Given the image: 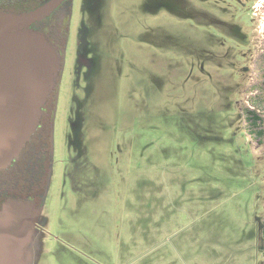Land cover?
Listing matches in <instances>:
<instances>
[{"label":"rangeland","instance_id":"374dc122","mask_svg":"<svg viewBox=\"0 0 264 264\" xmlns=\"http://www.w3.org/2000/svg\"><path fill=\"white\" fill-rule=\"evenodd\" d=\"M71 7L34 264H264V198L252 183L264 119L245 120L251 151L239 134L246 32L217 26L213 0ZM58 13L63 29L68 11ZM146 145L153 160L180 163L165 199L157 166L137 164ZM241 153L254 176L234 161Z\"/></svg>","mask_w":264,"mask_h":264},{"label":"water","instance_id":"95a60500","mask_svg":"<svg viewBox=\"0 0 264 264\" xmlns=\"http://www.w3.org/2000/svg\"><path fill=\"white\" fill-rule=\"evenodd\" d=\"M66 0H46L21 12L0 10V170L18 157L36 131L43 104L62 64L46 34L30 25ZM43 204L8 198L0 209V264H32L28 257Z\"/></svg>","mask_w":264,"mask_h":264},{"label":"flooded vegetation","instance_id":"af4514ba","mask_svg":"<svg viewBox=\"0 0 264 264\" xmlns=\"http://www.w3.org/2000/svg\"><path fill=\"white\" fill-rule=\"evenodd\" d=\"M66 1V5L64 7H66L67 9V7L69 6L72 10V0ZM220 7L223 8L227 13L228 20L227 18L222 19L219 16L218 11ZM58 11L54 14L52 13L50 17H48L50 21L49 23H51V25L56 24L58 23V21H60V13H58ZM70 15L71 11L70 14H67L65 16V24H63L64 28L61 29V35H66V42ZM213 18L217 26L220 25V23H224L225 25H233L239 28L241 31L246 32V36L244 37H246L247 57L243 66L245 81L238 98V106L239 119L243 125L239 134L244 136L245 146L250 149L251 138L249 134H251L250 130L252 129H249V127L246 125L245 120L249 118L253 126H258L259 123L264 119V71L262 72V78H260L261 75L259 73H255V71L257 70H264V0H213ZM48 19L46 18L35 23L33 29L42 31L46 34L48 40L56 48L62 64L66 42L64 47V43L61 41L59 33L56 32L53 27L50 28L48 26L49 23H46ZM221 20L224 22H221ZM217 34L225 36L223 33L218 32ZM86 50L85 54H81V64L92 67L94 64V60L86 56ZM59 80L60 72L56 77L55 87L49 93L46 102L42 106L43 114L40 120V124L38 125L36 131L32 134L31 139L23 147L18 157H16L9 166L0 170V209L4 201L8 198H20L25 195L26 185L30 183L33 184L37 180H42V177L46 173L48 159L45 155L44 150L40 148L41 127L43 126L42 121L44 122L45 126H51V113L53 108L56 106ZM251 101L255 102L256 106H259V108L256 109V106L250 105L249 103ZM262 107L263 109L260 110V108ZM221 111H219V113L217 114L222 113L220 120L224 119V125L228 126V114L225 109ZM53 112L55 113V108ZM217 119L218 116L214 118V121H216ZM47 127L45 128L47 129ZM256 129L258 130L255 131L254 134H257L259 138H261L264 135V127L259 126V128L256 127ZM259 138L258 140L260 141ZM235 148L237 151L240 150V146H236ZM253 157V163L260 166V174L258 178H256V181H252L253 184L257 185V190H255L254 192H257L258 195H261L264 198V159H259L254 155ZM234 161L242 164L244 170L248 173V178L250 175L254 176V170L251 169L249 165H247L242 153L241 155H236ZM33 187L34 186L30 187L32 192L27 194V199L31 201H34L33 199L36 198V191H33ZM263 228L264 224L262 226V230ZM38 229H40V231L44 230V223L40 222V220L38 221L36 227L34 240L30 244L28 251V257L30 261H32V264L36 260L37 256L36 242L39 239V237L37 238Z\"/></svg>","mask_w":264,"mask_h":264},{"label":"trees","instance_id":"16d2710c","mask_svg":"<svg viewBox=\"0 0 264 264\" xmlns=\"http://www.w3.org/2000/svg\"><path fill=\"white\" fill-rule=\"evenodd\" d=\"M46 0H0V10H7V11H13V12H21V11H25V10H30L33 9L35 7H37L38 5H40L41 3L45 2ZM67 1H64L54 12L56 13L58 10H60L62 7L64 8V6L66 5ZM68 14H70L71 8L68 6L67 9ZM50 17V16H49ZM48 19V18H47ZM49 19L47 20L46 23H49ZM61 21H58V23L56 24H52L49 23L48 26L51 28L53 27L54 30L56 32L59 33V31H61ZM35 26V23L31 24L30 27L33 29ZM64 27V26H63ZM60 35V39L61 41L64 43V47H65V42H66V35ZM55 108V107H54ZM54 108L52 110L51 113V117L52 120L50 121V127L45 126L44 122L43 126L41 127V140H40V144H41V149L44 150L45 155L47 156L48 159V163H47V170L45 175L42 177V180H37L36 186L35 183L33 184H28L26 185V189H25V195H23L22 197H18L15 199H23V200H29L27 199V194L31 193L32 190L30 187H33V191H36V198H34L32 202L36 203L37 205H41L44 203V198H45V194H46V190H47V185L49 182V175H50V170H51V165H50V159L52 157V142H51V132H52V122H53V111ZM47 127V129L45 128ZM30 186V187H29ZM35 188V189H34ZM33 192V193H34ZM263 234H264V228H263Z\"/></svg>","mask_w":264,"mask_h":264},{"label":"crops","instance_id":"0c3cea01","mask_svg":"<svg viewBox=\"0 0 264 264\" xmlns=\"http://www.w3.org/2000/svg\"><path fill=\"white\" fill-rule=\"evenodd\" d=\"M152 146L153 145H146L145 146L144 153L139 157V160L143 159V161L138 162L137 164H138V166H146V167L152 166V165L157 166V168H156V169H158L157 170V179L161 183V189H160V192L158 194L161 197H164V199H165V197L169 193V189H170L169 184H175V181L179 177V173H178L177 169H176V173H174V171H170L169 168H170V166L177 168L180 165V163H172L170 165L171 159L168 160L167 158H160L159 160H153V158H152V156H153ZM161 152H163V148H162ZM162 157H163V155H162ZM144 176L145 177L148 176L147 171H145ZM152 214L153 213H152L151 207H148L145 209V217L148 218ZM34 262H33V264H34Z\"/></svg>","mask_w":264,"mask_h":264}]
</instances>
